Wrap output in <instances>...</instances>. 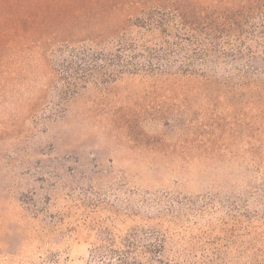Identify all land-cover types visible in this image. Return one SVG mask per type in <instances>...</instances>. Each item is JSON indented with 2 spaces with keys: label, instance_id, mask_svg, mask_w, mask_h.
I'll return each mask as SVG.
<instances>
[{
  "label": "rangeland",
  "instance_id": "1",
  "mask_svg": "<svg viewBox=\"0 0 264 264\" xmlns=\"http://www.w3.org/2000/svg\"><path fill=\"white\" fill-rule=\"evenodd\" d=\"M86 13L93 40L124 27ZM54 68L33 43L0 49V264L260 260L263 76L89 79L59 102Z\"/></svg>",
  "mask_w": 264,
  "mask_h": 264
},
{
  "label": "trees",
  "instance_id": "2",
  "mask_svg": "<svg viewBox=\"0 0 264 264\" xmlns=\"http://www.w3.org/2000/svg\"><path fill=\"white\" fill-rule=\"evenodd\" d=\"M94 6L125 12L124 27L111 17L99 28L104 43L91 35L96 18L86 12ZM73 37L85 39L76 47ZM31 43L55 67L59 102L86 80L122 75L195 78L216 88L235 82L240 88L264 77V0H0V49ZM257 252L259 261L248 256L244 264L264 263V249Z\"/></svg>",
  "mask_w": 264,
  "mask_h": 264
}]
</instances>
